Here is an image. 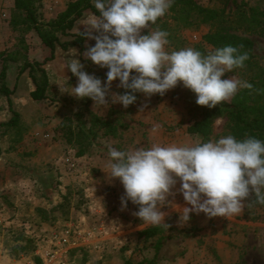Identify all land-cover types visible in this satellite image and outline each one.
<instances>
[{"label": "rangeland", "instance_id": "obj_1", "mask_svg": "<svg viewBox=\"0 0 264 264\" xmlns=\"http://www.w3.org/2000/svg\"><path fill=\"white\" fill-rule=\"evenodd\" d=\"M73 1L34 0V5L40 21L46 23ZM198 2L204 8L220 7L216 0ZM254 6L264 7V0H232L223 23L193 27L169 9L153 28L169 33L170 50L192 47L204 49L203 53L214 50L204 37L224 29L251 40L254 46L247 52L264 69L260 28L235 20L238 9L248 14ZM16 14L14 0H0V71L6 67L5 82L13 91V107L0 92V263L39 264L48 256L58 264H264V205L253 201L241 215L227 219L193 213L183 226L178 223L180 214L166 206L162 210L170 227L147 226L133 214L137 205L129 201L127 209L121 210L123 186L107 177L109 146L131 150L153 143L194 144L221 137L204 139L189 132L197 117L195 95L181 84L164 96L146 98L137 93V101L127 109L120 104L95 108L91 99L60 92L57 83L75 86L77 78L65 69V55L71 49L58 47L44 66L48 99L35 101L30 96L35 85L29 72L21 76L19 72L26 62H44L51 51L35 31L13 26ZM92 14L85 12L73 32L84 31L82 24ZM94 44L87 40L82 51L72 48L78 53L72 58L80 59L87 73L105 82L108 70L82 55ZM256 71L245 64L222 78L235 76L250 82ZM124 91L116 80L109 95ZM13 111L20 115L19 125L3 126ZM225 123L218 121L216 130L221 131ZM154 125H159L156 132ZM179 187L177 182L173 191ZM174 203L186 206L178 192ZM150 229H157V234L147 236Z\"/></svg>", "mask_w": 264, "mask_h": 264}, {"label": "clouds", "instance_id": "obj_2", "mask_svg": "<svg viewBox=\"0 0 264 264\" xmlns=\"http://www.w3.org/2000/svg\"><path fill=\"white\" fill-rule=\"evenodd\" d=\"M173 4L174 0H94L98 14L88 17L84 31H78L95 41L82 55L108 70L106 81L87 73L81 60L72 58L78 53L71 49L65 55V69L77 84L57 83L60 92L91 99L95 108L120 104L127 109L137 101V93L164 96L182 84L195 95L198 106L212 109L229 103L241 89L253 90L247 80L222 78L249 59L238 47L225 45L207 53L192 47L169 49V33L153 26ZM144 29L147 34H142ZM116 80L125 91L109 95ZM158 129L154 125L152 131ZM108 155L107 177L119 180L124 189L121 210L129 201L137 205L133 214L147 226L170 227L162 210L166 206L180 214L178 223L183 226L193 213L227 219L241 215L253 201L264 205V140L254 136L237 139L228 133L194 144L153 143L131 150L109 146ZM177 182L186 205L182 208L174 203Z\"/></svg>", "mask_w": 264, "mask_h": 264}, {"label": "trees", "instance_id": "obj_3", "mask_svg": "<svg viewBox=\"0 0 264 264\" xmlns=\"http://www.w3.org/2000/svg\"><path fill=\"white\" fill-rule=\"evenodd\" d=\"M216 1L220 3L219 8H204L199 4L198 0H174L170 10L176 16H181L180 20L188 27L217 21L223 23L226 20L227 10L232 0ZM14 3L15 11L18 14L12 21L13 26L16 29L23 27L28 31H35L42 43L51 51V56L44 62H26L19 72V76L29 72V77L35 85V90L30 93L31 98L35 101H44L48 99L47 91L49 88V78L44 68L45 64L53 60L54 53L58 47L63 50L79 48L82 51L88 39L83 38L80 32H73L75 25L84 16L85 12L98 13L94 7L93 0H75L69 3L67 8L56 19L44 23L39 19L34 0H14ZM249 13L247 14L245 10L238 9V16L235 20L243 24L250 22V24L257 25L264 36V7H251ZM204 42L213 49L232 45L238 47L241 53L249 51L254 46L251 40L242 39L239 35L231 34L224 29L210 31L204 37ZM245 64L257 69L255 77L250 81L254 86L253 90L244 89L231 102L223 103L216 108L209 109L197 105V117L193 121L192 126L189 127L190 133L201 136L204 139H208L213 135L217 138L231 133L237 139H242L245 136H254L264 140V69L252 61L251 55H249V59ZM0 78V92L8 97L10 106L13 107L11 101L13 91L5 82L6 67H3L0 71ZM220 120H225L226 123L221 131H217L216 124ZM19 122V113L13 111L10 121L2 125L17 127ZM100 124L107 125V123ZM111 133L116 134L113 129ZM156 234L157 229H150L146 233L147 236H155Z\"/></svg>", "mask_w": 264, "mask_h": 264}, {"label": "built area", "instance_id": "obj_4", "mask_svg": "<svg viewBox=\"0 0 264 264\" xmlns=\"http://www.w3.org/2000/svg\"><path fill=\"white\" fill-rule=\"evenodd\" d=\"M42 262L40 264H58L54 258H49L47 257H42ZM2 264V263H0ZM26 264H31V263H26Z\"/></svg>", "mask_w": 264, "mask_h": 264}]
</instances>
